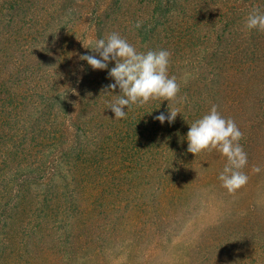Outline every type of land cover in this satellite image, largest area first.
<instances>
[{
    "label": "rangeland",
    "instance_id": "rangeland-1",
    "mask_svg": "<svg viewBox=\"0 0 264 264\" xmlns=\"http://www.w3.org/2000/svg\"><path fill=\"white\" fill-rule=\"evenodd\" d=\"M16 1L0 0V117H5L0 122V162L8 152L6 141L21 135L23 129L16 131L11 120L13 102L18 100L15 96L22 91L17 87L22 82H18L21 54L28 52L26 60L30 58L38 32H44L45 39H58L52 49L61 50L59 37L64 24L67 50L79 42L92 45L89 22L94 15L86 13L83 6L108 0ZM110 1L125 7L127 13L117 23L118 34L138 52L152 47L148 45L151 35L135 37L133 21L129 23L135 12H143L154 2L199 8L200 14L193 19L183 17L187 24L195 25L192 34L186 37L187 31L179 30L176 38L183 37L181 41L159 39L157 50L171 54L170 68L197 69L211 64L231 71L221 85L223 96L208 103L216 105L224 118L233 119L243 133L240 144L248 162L240 171L249 177L248 182L235 193L222 187L218 176L227 158L216 150L195 156L186 152L185 145L183 164L164 173L153 171L155 167L152 169L146 158L134 159L136 147L146 152V143L136 140L153 123L161 127L154 117L169 115V108L179 110L174 125L175 138L180 141L175 144L187 137L190 125L205 115L196 109L192 114L180 109L183 94L194 91V86L172 101L153 99L143 106L132 105L122 119L103 114L99 137L116 129L108 153L102 154V148L100 158L91 159L86 167L77 168L55 184L26 183L19 195L0 203V264H264V32L246 27L253 7L264 11V0ZM220 11L238 12L241 18L230 23L235 34L217 43L211 28L232 15L209 22L199 18ZM82 13L89 18L87 23L71 28ZM49 23L59 24L58 28L53 31ZM219 46L226 54L221 59L231 53L244 57L233 62L213 59L210 52ZM238 69L250 70L233 75ZM243 88L244 96L237 93ZM126 139L131 141L124 142ZM32 153H22L21 157L32 158ZM166 156H161L162 166ZM255 167L260 171L254 172Z\"/></svg>",
    "mask_w": 264,
    "mask_h": 264
},
{
    "label": "trees",
    "instance_id": "trees-1",
    "mask_svg": "<svg viewBox=\"0 0 264 264\" xmlns=\"http://www.w3.org/2000/svg\"><path fill=\"white\" fill-rule=\"evenodd\" d=\"M18 1L20 0L16 2ZM218 1L226 2V0H216V2ZM236 1L240 2L241 0ZM90 7L91 5L83 6L86 13L94 15L93 21L89 22L91 24V40L95 42L111 33L118 34L117 23L127 13L125 7L115 5L110 0L92 6V12L89 13ZM120 9L122 12H119ZM199 14V8L192 4L184 6L183 4L168 5V3L154 2L149 4L143 12H135L129 23L133 21L131 28L136 30V39L142 35H151L148 42V45L152 47L150 50L158 51L156 44L159 39L165 42L166 39L176 38L179 30L187 31L186 37L191 35L192 27L195 25L187 24L184 18L191 20ZM209 15L210 17H208ZM209 15L201 16L200 21L209 22L216 17L223 19L224 15H232L231 18L221 20L211 28L210 32L215 34L217 43H220L228 34H235L236 28H233L230 23L233 19L238 21V18H241L238 12L229 14L228 11L227 13L220 11L216 15ZM87 19H89L87 15L82 13L77 21L73 20L71 28L76 29L78 26H83L87 23ZM138 21L141 22L139 28L136 27ZM58 25L52 26L49 23L53 31L58 28ZM133 25L134 27H132ZM45 29L46 27H44ZM62 31L59 37L61 50L52 49L58 39L54 40L53 37L45 39L43 38L44 32H38L34 36V51H31L30 58L26 60L28 52L21 54L18 64L20 66L18 82H22L17 87H22V91L21 93L17 92L15 96V98L18 96V100L13 102L12 114L14 115L11 116V120L16 131L23 129L20 132L21 135L12 136L11 140L6 141L8 152L0 162V203L12 195H19L26 183L34 181L39 186L55 184L62 178L72 175L77 168L83 165L86 167L91 159L100 158L98 151L102 148L104 149L102 154L108 153L113 148L112 139H114L116 129H110L104 138L99 137L97 129L103 114H115L109 105L122 95L119 86L115 90L108 88L109 84L115 82L108 75L110 69L115 66V61L109 60L106 69H93L87 61L80 57L93 55L97 59H102L99 54L91 48H86L91 46L88 43L79 42L67 50L64 42L68 33L66 24ZM161 33L163 36L158 37ZM182 38H176V41H181ZM189 42L191 41L187 43ZM210 54L213 59L220 58V61L223 62L238 61L239 58L244 57V55L231 53L227 58L221 59L226 55L221 46ZM253 57L258 58L259 55ZM262 61L264 63V59ZM197 69H185L178 65L170 68L169 57L168 75L169 77L174 76L179 84V92L176 97L180 96L181 92L187 91L190 86L196 87L194 91L190 90L183 94L180 109L183 108L187 113L189 112L188 114H192V110L195 109L207 114L213 105L208 103L209 100L212 98L213 101H217L223 96L221 85L225 74L231 73V71L211 64L205 68L197 67ZM247 70L250 69H238L232 73L241 75ZM32 76L33 78H31ZM244 89L237 90V93L244 96ZM262 89L264 92V85ZM126 109L128 108L124 107L123 110ZM0 114L2 113L0 112ZM3 121H5V117H0V122ZM175 122L169 123L165 120L159 128L155 127L158 123L152 122L150 130L141 135L142 139L136 140V143L139 144L142 143V140L146 143V152L144 153L143 149L136 147L134 159L136 157L146 158L150 167L152 169L155 167L153 171L164 173L166 170L171 172L179 168L183 164L181 153L185 145L187 152L188 141L187 137H184L181 144H175L180 141L175 138ZM125 141H131V139ZM179 145L182 147L179 148ZM21 147H24L23 150ZM28 151H33V157L22 158L21 154L26 155ZM163 154L167 155V162L164 166L161 165ZM107 156L109 155L107 154Z\"/></svg>",
    "mask_w": 264,
    "mask_h": 264
},
{
    "label": "clouds",
    "instance_id": "clouds-1",
    "mask_svg": "<svg viewBox=\"0 0 264 264\" xmlns=\"http://www.w3.org/2000/svg\"><path fill=\"white\" fill-rule=\"evenodd\" d=\"M141 22L136 23L139 28ZM246 27L249 30L256 29L264 32V11L258 7H253L246 19ZM95 53L102 59H97L93 55H82L80 59L87 61L93 69L108 68V61L114 60L115 66L108 72L109 77L114 79V83L108 88L115 90L119 86L120 93L115 102L109 107L115 113L116 119L126 117L123 110L125 106H143L150 100L159 99L161 101L175 100L179 92V84L174 76L169 77L168 65L170 53L167 50H149L138 52L126 39L117 33H111L105 38L97 39L91 46ZM169 115L164 113L154 117L161 124L167 120L173 122L179 110L170 109ZM243 133L231 118H224L217 110L216 105H212L210 112L190 125L187 132V151L195 156L202 151H219L227 158V163L220 172L218 179L222 182V187L229 193H235L245 186L249 177L240 171L248 162L247 153L244 151L240 140ZM254 172H259L260 168L255 167Z\"/></svg>",
    "mask_w": 264,
    "mask_h": 264
}]
</instances>
